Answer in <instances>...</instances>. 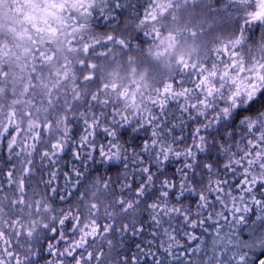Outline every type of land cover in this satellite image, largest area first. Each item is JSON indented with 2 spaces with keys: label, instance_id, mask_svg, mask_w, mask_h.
Here are the masks:
<instances>
[{
  "label": "trees",
  "instance_id": "obj_1",
  "mask_svg": "<svg viewBox=\"0 0 264 264\" xmlns=\"http://www.w3.org/2000/svg\"><path fill=\"white\" fill-rule=\"evenodd\" d=\"M84 9L59 45L30 41L29 74L0 56V264H259L264 15L254 0ZM181 40L195 51L178 53ZM58 48L75 53L69 65L38 59ZM47 63L60 75L45 76Z\"/></svg>",
  "mask_w": 264,
  "mask_h": 264
},
{
  "label": "rangeland",
  "instance_id": "obj_2",
  "mask_svg": "<svg viewBox=\"0 0 264 264\" xmlns=\"http://www.w3.org/2000/svg\"><path fill=\"white\" fill-rule=\"evenodd\" d=\"M95 0H0V36L6 42L0 47V56L16 60L17 70L15 74L20 71L22 75L29 74L30 71L26 70L25 59L27 57V46L31 43L32 39L35 41L47 37L53 38L55 44L59 45L62 38L70 35L72 28L79 24L84 16L77 15L83 12L85 3L87 8L90 7ZM255 11L252 14L259 13L264 15V0H254ZM11 40V41H10ZM15 40L12 45L7 47V43ZM17 44V45H16ZM194 43L191 41H180L175 50L182 54H190L194 52ZM17 46V47H16ZM43 52V51H42ZM39 53L38 59H55L62 61L65 65H69L72 61L69 57H75L70 48H58V52L44 51ZM46 74L54 71L55 75H60V68L55 67L53 63L45 64ZM65 77L62 73L61 78ZM241 82L247 87L255 83L253 77L249 76L248 71L245 75L240 74ZM29 84L26 79L21 83L19 94L22 95L23 91Z\"/></svg>",
  "mask_w": 264,
  "mask_h": 264
},
{
  "label": "water",
  "instance_id": "obj_3",
  "mask_svg": "<svg viewBox=\"0 0 264 264\" xmlns=\"http://www.w3.org/2000/svg\"><path fill=\"white\" fill-rule=\"evenodd\" d=\"M259 264H264V258L261 259V261L259 262Z\"/></svg>",
  "mask_w": 264,
  "mask_h": 264
}]
</instances>
